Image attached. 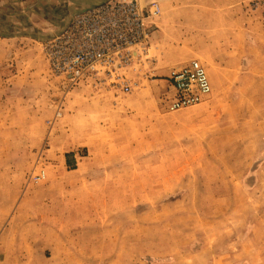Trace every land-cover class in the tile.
I'll return each instance as SVG.
<instances>
[{"label":"rangeland","instance_id":"obj_1","mask_svg":"<svg viewBox=\"0 0 264 264\" xmlns=\"http://www.w3.org/2000/svg\"><path fill=\"white\" fill-rule=\"evenodd\" d=\"M24 1L0 0V264H264V0H136L132 63L73 86L44 53L72 10L30 29ZM191 60L211 92L171 111Z\"/></svg>","mask_w":264,"mask_h":264},{"label":"built area","instance_id":"obj_2","mask_svg":"<svg viewBox=\"0 0 264 264\" xmlns=\"http://www.w3.org/2000/svg\"><path fill=\"white\" fill-rule=\"evenodd\" d=\"M158 13L157 4L145 9L136 0H105L76 12L44 46L51 73L69 86L101 75L112 77L132 63L136 48L150 35L147 20ZM168 79L171 111L197 105L211 92L206 70L197 60L172 71ZM118 86L124 93L130 89L123 81Z\"/></svg>","mask_w":264,"mask_h":264},{"label":"crops","instance_id":"obj_3","mask_svg":"<svg viewBox=\"0 0 264 264\" xmlns=\"http://www.w3.org/2000/svg\"><path fill=\"white\" fill-rule=\"evenodd\" d=\"M30 1L33 2L32 3V7L34 6V3L37 4L38 6L41 5L42 6V10L37 8V7H31L30 6ZM98 2H100V0H25L24 3H20V5L18 6V14L22 15V17H24L25 22L23 25L30 27V29L32 28H36L35 26H47L48 25V17L51 16V14H53V9L56 10V7H60L62 10L61 12H63V8L65 6H67V9H69L71 12V14H75L78 11L87 9L89 7L94 6L95 4H97ZM23 4H29L26 5L24 7ZM31 8V10H30ZM33 11V14H32ZM53 12V13H52ZM41 13V14H40ZM41 16L43 18V20H39V19H35L36 15ZM32 15V17H31ZM39 21V22H37ZM21 24V23H20ZM19 47V45H18ZM12 52V50H11ZM14 55V54H13ZM11 58L13 57L12 54H10ZM3 58L0 57V64H2ZM75 158V159H74ZM76 160V156L74 155L72 157L71 160ZM73 163V161H71ZM75 162V161H74ZM65 164H67L66 158H65ZM77 163L73 164L72 166H76ZM16 208H20L19 204L17 205ZM12 223H14L16 221L15 216H12ZM17 239H21V240H26V241H30V233H18L17 235ZM22 247L19 250L20 254H23L22 252L24 251V246L23 244H21ZM28 245H30V243H28Z\"/></svg>","mask_w":264,"mask_h":264},{"label":"trees","instance_id":"obj_4","mask_svg":"<svg viewBox=\"0 0 264 264\" xmlns=\"http://www.w3.org/2000/svg\"><path fill=\"white\" fill-rule=\"evenodd\" d=\"M71 169H73V166H70Z\"/></svg>","mask_w":264,"mask_h":264}]
</instances>
